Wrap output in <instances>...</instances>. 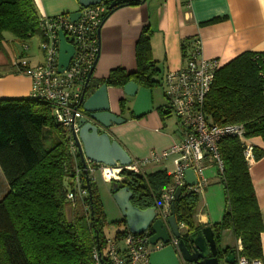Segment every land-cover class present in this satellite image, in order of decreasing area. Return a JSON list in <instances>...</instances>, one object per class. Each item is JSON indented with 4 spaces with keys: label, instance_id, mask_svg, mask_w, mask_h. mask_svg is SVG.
Here are the masks:
<instances>
[{
    "label": "trees",
    "instance_id": "1",
    "mask_svg": "<svg viewBox=\"0 0 264 264\" xmlns=\"http://www.w3.org/2000/svg\"><path fill=\"white\" fill-rule=\"evenodd\" d=\"M39 19L33 0H0V50L5 34L20 43L39 35ZM150 35L146 27L140 32L134 73L115 69L105 80L90 85L122 88L133 81L139 87H155L159 71L151 59ZM190 44L181 46L183 60ZM263 57L264 53H243L221 65L203 111L211 123L243 125L247 138L264 142V79L260 76L264 66L259 63ZM119 104L123 108L122 100ZM165 113L170 112L167 109ZM52 134L59 140L49 142ZM242 149L235 138L219 143L223 171L218 176L225 193V210L221 222L211 229L217 245L221 233L231 230L240 240L237 256L249 262L261 261L262 222ZM263 156L262 150L254 149V160ZM77 166L81 161L69 153L65 133L54 122L49 104L29 98L0 100V170L8 185L0 200V264H97L94 250L101 256L99 264H106L102 254L105 214L95 183L82 176L87 193L84 199L71 204L66 198L73 190ZM171 183L166 170L125 172L122 181L113 182L118 189L129 188L132 205L141 210L154 207ZM180 190L174 201V217L179 226L193 233L201 229L194 220L198 195L185 186ZM66 209H70V218L65 217ZM117 223L125 229L116 234L120 238L128 230L123 219Z\"/></svg>",
    "mask_w": 264,
    "mask_h": 264
},
{
    "label": "crops",
    "instance_id": "2",
    "mask_svg": "<svg viewBox=\"0 0 264 264\" xmlns=\"http://www.w3.org/2000/svg\"><path fill=\"white\" fill-rule=\"evenodd\" d=\"M33 2L39 17L79 11L78 0ZM212 20L215 21L209 22ZM145 27L151 30L149 45L151 59L159 71L154 77L157 85L153 88L138 86L133 97L124 96L121 88L107 86L111 112L124 119L123 124L112 125L109 135L137 161L160 154L182 139L183 131L177 120L170 123L172 114L165 113L167 103L161 85L166 72L183 67L182 44L198 39L201 57L217 60L220 65L243 53H264V0H192L189 5L187 0H145L137 5L118 7L108 14L100 29L94 80H105L115 69L127 74L135 72V45ZM12 44L13 41L4 36L0 50V100L27 98L30 92V79L13 67V62L24 57L13 52ZM121 100L123 108L119 104ZM250 141L264 152V142L260 138ZM165 162L147 164L142 174L166 170L165 165L161 166ZM218 174L212 165L203 172L207 185L197 193L194 214L195 223L201 228L222 220L225 193ZM249 176L262 222L260 243L261 263L264 264V156L249 166ZM179 227L185 234L186 228ZM220 247L234 249L237 259L240 240L231 230H224Z\"/></svg>",
    "mask_w": 264,
    "mask_h": 264
},
{
    "label": "built area",
    "instance_id": "3",
    "mask_svg": "<svg viewBox=\"0 0 264 264\" xmlns=\"http://www.w3.org/2000/svg\"><path fill=\"white\" fill-rule=\"evenodd\" d=\"M192 0H187L189 5ZM105 2L80 8V16L72 21L69 15L40 17L38 46L40 58L31 65L25 58L13 62L18 73L30 79V92L27 98L50 105L54 122L63 129L68 143L69 153L79 158L78 133L79 121L85 118L81 109V95L87 88L86 79L92 71L99 49L98 31L108 14ZM62 33L66 42L73 47V55L68 66L58 73V33ZM24 51L28 48L25 46ZM264 66V57L259 61ZM258 63V64H259ZM221 65L217 60L201 57V46L198 39L191 41L187 57L182 68L168 71L161 79L167 109L178 122L183 131L182 139L160 154L150 158L131 160L129 165L106 166L92 163L85 159L80 167H75L72 176L73 186L67 193V200L73 204L86 196L81 177L95 183L98 173L104 183L120 182L125 172L142 173V168L150 163L171 159L172 183L166 187L160 200L153 207L155 218L167 224L171 215V205L175 201V191L183 186L184 172L191 170L196 177V185L187 187L198 193L206 187L204 170L214 166L222 173L223 164L219 154V143L225 138H235L242 145V155L249 167L254 160L256 148L245 136L243 125H218L211 123L203 111L204 101L210 91L216 72ZM264 79V69L260 70ZM83 178V177H82ZM150 231L139 235L127 232L120 238H106L102 251L106 264H149L148 255L152 250L149 244ZM172 243L176 245V240ZM159 247V246H157ZM241 247L237 248V252ZM97 264L101 256L97 250L92 253ZM235 264H262L261 261H247L237 256Z\"/></svg>",
    "mask_w": 264,
    "mask_h": 264
},
{
    "label": "water",
    "instance_id": "4",
    "mask_svg": "<svg viewBox=\"0 0 264 264\" xmlns=\"http://www.w3.org/2000/svg\"><path fill=\"white\" fill-rule=\"evenodd\" d=\"M106 1L108 2L109 14L116 8L128 5L130 2L141 3L145 0H78V5L80 9ZM79 16V11L69 14L72 21H76ZM58 38L57 72L61 73L68 66L73 55V47L66 42L61 32L58 33ZM98 57L99 49L93 69L86 79L87 88L83 90L81 95V109L85 118L79 121V142L77 145L79 158L82 164L86 159L92 163L110 167L115 166L116 163L124 166L129 165L132 160L131 157L109 135V129L112 125L123 124L124 119L111 112L107 85H90L93 81H100L94 80L92 76ZM90 86H92L91 90L87 91ZM137 88V84L129 81L121 89L124 96L133 97ZM183 181L187 187L196 185V177L191 170L184 172ZM111 193L129 233L139 235L145 231H150L149 244L152 250L148 255L149 264H235V250L229 249L225 253L226 249H221L220 244H216L211 227H203L193 233L186 231L185 234H182L174 217V203L171 205V215L165 224L160 219L155 218L153 207L141 210L133 206L131 203L132 193L129 188L118 189L116 184H112ZM180 193V189L175 191V201L179 198ZM173 240H176V245L172 243Z\"/></svg>",
    "mask_w": 264,
    "mask_h": 264
},
{
    "label": "rangeland",
    "instance_id": "5",
    "mask_svg": "<svg viewBox=\"0 0 264 264\" xmlns=\"http://www.w3.org/2000/svg\"><path fill=\"white\" fill-rule=\"evenodd\" d=\"M104 6H108V2L106 1L104 3ZM5 38L7 40H12L13 44L12 50L16 55H23L24 58L29 57L30 59V64L34 65L38 61V58H40V53L38 50V46L40 43V37L38 34H35L31 39L27 40L24 43H20L10 35V34H5ZM27 47L28 50L24 51V47ZM27 59V60H28ZM170 123L171 121H174L175 117L171 115ZM59 138L56 134L51 135V139H49V142H55L58 141ZM171 164V159L167 160L163 165H165L167 173H170L173 169L172 164ZM113 183H104L102 179L100 178L99 174H95V186L97 188L98 195L100 197V201L103 206V211L105 214V227L103 229L104 235L106 238H114L116 237V234L120 232L123 229V226L118 224L117 222L120 221L121 215L120 212L113 200L112 194H111V186ZM8 192V185L4 179V176L1 173L0 170V200L2 197ZM67 214V215H66ZM65 217L70 218V209H66L65 212ZM230 244H232V240L228 241Z\"/></svg>",
    "mask_w": 264,
    "mask_h": 264
},
{
    "label": "flooded vegetation",
    "instance_id": "6",
    "mask_svg": "<svg viewBox=\"0 0 264 264\" xmlns=\"http://www.w3.org/2000/svg\"><path fill=\"white\" fill-rule=\"evenodd\" d=\"M221 264V263H220Z\"/></svg>",
    "mask_w": 264,
    "mask_h": 264
}]
</instances>
